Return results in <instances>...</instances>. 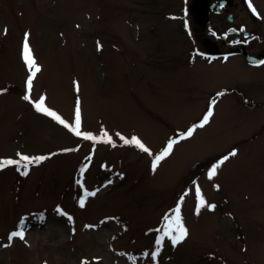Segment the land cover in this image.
<instances>
[{
    "label": "rangeland",
    "instance_id": "1",
    "mask_svg": "<svg viewBox=\"0 0 264 264\" xmlns=\"http://www.w3.org/2000/svg\"><path fill=\"white\" fill-rule=\"evenodd\" d=\"M210 1L0 0V160L46 157L26 176L24 161L0 169V264H264V65L212 61L229 40L206 21L224 28L230 11L264 37L248 11L264 19V0L223 13ZM26 33L39 68L30 92ZM41 97L73 126L78 103L80 131L96 139L38 112ZM178 202L188 236L157 245Z\"/></svg>",
    "mask_w": 264,
    "mask_h": 264
},
{
    "label": "snow or ice",
    "instance_id": "2",
    "mask_svg": "<svg viewBox=\"0 0 264 264\" xmlns=\"http://www.w3.org/2000/svg\"><path fill=\"white\" fill-rule=\"evenodd\" d=\"M249 6L251 7V4ZM252 10H253V12H255L254 8ZM27 37H28V34L26 33L24 45H23V49H24L23 59H24L26 65L30 71V75L28 76V79L26 82L27 89L30 92L31 88H32L33 77L35 76V73L37 71H39V68L36 66V62L32 57ZM261 63H264V61H262ZM223 94L224 93H218L217 95L222 96ZM23 99L27 101L30 99V96L25 95L23 97ZM215 103H216L215 100L211 101V105H210L207 113L203 117V120L196 127H203L205 124L208 123L209 118L213 115L212 105H214ZM34 107L38 112H41V113L53 118L54 120L58 121L61 125H64L66 128H70L71 131H73L75 133V135L83 136L87 140H95L96 139V137H94L92 134L82 133L80 131L81 115H80V108H79L78 103H77V107L75 110V125L74 126L69 124L65 120H63L56 112L47 108L45 106V98L44 97H41L40 100L35 103ZM193 131H194V128H189L186 134L181 135L180 139H185L187 137H190L193 134ZM105 135H107V134L105 133ZM120 138H121V140H123L124 144L134 145L139 150H141L145 153H149V155H151L150 150L140 141L139 138H137L135 136H133L131 139H127L123 136H121ZM107 142L111 143V137H108ZM177 142L178 141L174 140V139L169 140V142L167 143V146L163 149V151L160 152L158 155H155V157L153 159V163H152L153 171H155V169L158 166V164L160 163V161L165 159L171 153V151L173 149V145L176 144ZM236 154H237L236 151L233 150L228 156H224L217 164H214L210 168V170L208 171V178L211 179L212 177H214L217 174V169L219 168V166L222 165L226 160H228L229 156H235ZM44 159H46V157H44V156L35 157V158H30L28 156H20V160H13V159L0 160V169H3L8 165H18V164H20L21 161H24V162H26L25 163V171L22 174L26 176V175H28V171H27L28 164H31L33 162L39 163L40 161H43ZM78 183H79V181H78ZM196 191L199 194L200 189L197 187ZM89 194L95 195V192L89 193ZM181 199H183V198H181ZM205 203L206 202L203 199V197L200 196L199 203H198L197 208H196L197 214H199L200 208L205 206ZM80 206L81 207L84 206V200L83 199L80 200ZM208 207H209V209H214L215 205H208ZM174 212H175V215L169 221V223L167 225V230L163 233V235H161L157 238V240H156L157 245H162L166 236L171 240V244L173 246L180 244L181 242H183L187 238L188 230L182 222L179 202H178L177 207L175 208ZM69 219H71V217H69ZM11 236L12 237H19L20 239H24V232L23 231H15V232L11 233ZM158 253H159V248L157 249L156 252L152 253L153 258H155L158 255ZM85 264H86V262H85Z\"/></svg>",
    "mask_w": 264,
    "mask_h": 264
},
{
    "label": "flooded vegetation",
    "instance_id": "3",
    "mask_svg": "<svg viewBox=\"0 0 264 264\" xmlns=\"http://www.w3.org/2000/svg\"><path fill=\"white\" fill-rule=\"evenodd\" d=\"M211 2H214L215 4H213L214 6L212 9L208 8L209 11L214 13H223L224 9L230 5L232 0H226L224 3L221 2V0H211L209 4ZM248 8L252 19L255 21H258L259 19L260 21L264 20L257 7L251 5V7L249 6ZM253 8L255 9V12H253ZM226 20L227 25L224 28H219L216 22H209V18L206 19L209 25V35L215 36L218 40L221 39L222 42L229 40L225 50L210 52L212 61L217 59L227 60L233 55L241 54L247 64L251 67L264 65V63H261L264 61V37L262 36V33L256 31V29H249L248 25L244 22L236 21L235 15L230 11L226 13ZM254 27L256 28V26ZM254 43L258 44L256 49L254 48ZM240 49H246L248 53L246 51H238ZM248 54L254 55L258 59L251 61L248 58Z\"/></svg>",
    "mask_w": 264,
    "mask_h": 264
},
{
    "label": "water",
    "instance_id": "4",
    "mask_svg": "<svg viewBox=\"0 0 264 264\" xmlns=\"http://www.w3.org/2000/svg\"><path fill=\"white\" fill-rule=\"evenodd\" d=\"M226 0H221V2H225ZM213 4H215L214 2H211L209 5H208V8H210V9H212L213 8ZM237 50V49H236ZM238 51H246L247 53H248V51L246 50V49H240V50H238ZM248 58L251 60V61H253V60H256V59H258L256 56H254V55H250V54H248Z\"/></svg>",
    "mask_w": 264,
    "mask_h": 264
}]
</instances>
